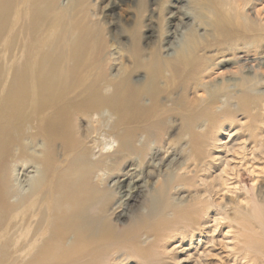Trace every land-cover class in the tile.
I'll return each instance as SVG.
<instances>
[{
    "label": "bare ground",
    "instance_id": "obj_1",
    "mask_svg": "<svg viewBox=\"0 0 264 264\" xmlns=\"http://www.w3.org/2000/svg\"><path fill=\"white\" fill-rule=\"evenodd\" d=\"M255 1L152 9L137 0L126 58L111 51L97 1L0 0V264H171L160 242L205 229L201 215L222 207L213 195L228 167L216 173L209 151L219 133L244 136V146L252 139L264 154L260 126H233L239 112L264 116V14H251ZM196 14L203 33L186 23ZM182 153L189 162L176 160ZM20 172L33 174L23 184ZM189 186L208 197L175 202L172 193ZM247 206L235 205L231 218L237 252L264 263V196Z\"/></svg>",
    "mask_w": 264,
    "mask_h": 264
},
{
    "label": "rangeland",
    "instance_id": "obj_2",
    "mask_svg": "<svg viewBox=\"0 0 264 264\" xmlns=\"http://www.w3.org/2000/svg\"><path fill=\"white\" fill-rule=\"evenodd\" d=\"M96 1L98 2V6L96 7V9L98 8L97 10H99L101 13L103 12L102 15H104V19H106L104 20V26L107 31L106 39L111 45V51L117 52L115 54V56L117 57L122 55L123 57L128 58L129 53L126 51L128 47H125L123 44L129 43L128 41L130 36L127 32L124 31V29L132 22V15H134V10L131 9L130 6H136L137 0H119L121 3L118 0H115L117 1V4L114 6H111V0H93V2ZM122 1L125 3H123ZM165 1H168V4L173 2L174 4L178 5L179 3L177 2V0H151L150 8L158 7L160 4L163 5ZM255 2L257 5L256 7H251V14L253 16L256 15L255 12L257 8L261 9L264 14V0H256ZM185 3H187V1ZM193 9H195V7ZM193 9H191V6H189V10ZM149 14L150 11L147 12L146 15ZM157 15L158 12H156V16ZM199 17L200 16L196 14V20L195 17H191L189 19H186V23L190 24L192 28H195L199 23L202 24L203 27L200 29V32L203 33L205 25ZM149 24L151 28L150 30H145L146 35L150 37L149 39L154 40V37L155 40L158 39L159 30L157 27V23L149 22ZM110 33L113 37L110 36ZM252 54V56H255L254 53ZM125 62L128 63L127 60ZM247 63V68H249V66H251L252 64L256 65L258 61L256 60V63H253L252 61ZM114 66L116 65L114 64ZM229 68H222L220 69L219 73L222 74V72H225V77L234 75L233 73L235 71V68ZM227 69L232 70L233 73L231 72L230 74ZM258 71L261 75L259 69ZM220 75L216 78L221 77ZM206 80L209 81L210 79L208 78ZM258 89H260V91H263L264 86H260L258 87ZM261 109L262 110L258 113L264 115V108L261 107ZM256 112L257 111H252L249 113L239 112L238 117L241 118V121H234L233 126L235 127V125L239 122L247 126H260V128L264 130V116L255 115ZM254 116H257L256 118H258L259 120L253 121ZM231 122L232 121L230 120L224 121L225 125H228ZM245 134L248 135V132ZM171 136L175 138V133H172ZM218 137L221 141L217 142L216 146L210 147L209 151L211 153H214L213 156H216V159L212 160V162L216 166V173H219L220 169H222L223 167L228 166L227 173L223 175L225 183L223 182V185L220 187V189H218L217 193L213 195V198L215 200L217 199L216 201L220 202L222 204V207L213 204L214 206L212 205V208L207 209L204 213H202L201 221H204L205 229L201 230V232H195V236L193 237V239L188 235H186V237H183L180 233H173L171 237L165 238L160 242L159 249L157 248V250L165 252L170 259L171 264H196V262H198L199 264H264L262 260L251 259L250 257H245L243 253L237 252V246L240 239L238 231L240 229V225L231 219L236 213L237 208H235V205L240 204L247 206V200L254 195L260 194L264 196V154L258 152L261 154L260 156L257 151H255L254 153L253 148L255 147V143H253L252 139L249 140L245 146V141L241 143L242 139H244V136H242V139L241 137H238V140L236 141L234 139L236 137L235 132L230 137V135L225 134L224 131H221ZM232 148L234 149L232 150ZM186 155H188V153H182L181 157L180 155L176 156V160H178L179 162H189V159ZM173 159L174 156L169 157V159L160 166L157 176L152 179L153 182L162 179V177L166 174L169 166L173 165ZM218 161L220 163H218ZM187 166V170H182V173L193 169L194 166L192 160ZM189 166H191V168ZM175 168L176 166L172 167L171 169L175 170ZM32 174V172H20L19 181H22L23 184H25L29 176H31ZM25 176L27 177L25 178ZM197 180V182H200V178H198ZM173 193L172 198L175 202L181 203L182 201L185 204L189 201V199L191 200L199 193L203 194V199L208 197V193H205L204 188H197L194 186L185 187L178 193L177 191H174ZM215 218L219 219V224L217 225L216 231L213 232V227L216 226V223L214 221ZM132 264L136 263L134 262Z\"/></svg>",
    "mask_w": 264,
    "mask_h": 264
}]
</instances>
